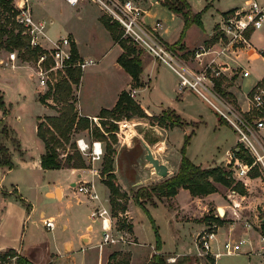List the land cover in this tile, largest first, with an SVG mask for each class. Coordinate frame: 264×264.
Returning <instances> with one entry per match:
<instances>
[{
    "label": "crops",
    "instance_id": "0c3cea01",
    "mask_svg": "<svg viewBox=\"0 0 264 264\" xmlns=\"http://www.w3.org/2000/svg\"><path fill=\"white\" fill-rule=\"evenodd\" d=\"M134 1L144 9V19L146 23L151 25H154L158 21L162 23V27L159 29V32L166 43H168L169 45H173L177 41H181L183 43V48H181L179 45L175 47L176 52L182 59H184L187 63H189L197 70H201L206 65L213 62L212 66L216 69H219L221 71V74L226 77L224 83H227L228 87H226L225 84H223V86L229 92H231V94L233 95V99L241 105L242 109L247 110L249 108V96L253 87L257 83L264 80V55L262 54L264 50V23L263 26L258 29H255L251 25L248 28V34H246L247 38L249 39V44L237 48L230 46L228 42L229 38L225 35L223 27L233 16L234 11H236L237 9L248 7V2L250 0H188L195 12L203 11L202 26L193 24L187 29L184 37L182 36L185 24L184 19L180 15L165 7L160 0ZM258 1L264 7V0ZM79 4L78 5L80 6V9L82 8L81 11H83L85 16H83V18L77 19V21L75 20L74 22H71L67 20L68 18L65 17L64 14H61L63 11L59 0H32L35 17L37 19L45 20L48 22V35L50 38L57 39L63 35L69 34L76 44L80 59H94V63H91L82 69V77L79 89L74 87L75 93L78 95L76 107L80 115L88 116L90 118H100L103 109L114 108L120 94L124 90L129 91L130 94L135 91L133 98L141 104V106L149 115H159L164 110L173 108H171L164 102L154 103V108H152V104H150L149 100L146 99V97L141 96V93H143L145 90L157 88L160 93H169L170 96L175 93L176 100H183V98H185L184 94L186 95L187 92H195L189 89L180 91L178 87L179 79L175 71L144 50L142 52L144 66L142 80L144 85L136 87L134 85L131 74L127 72L118 61L124 49L120 45V43L114 39L109 29L102 21L100 11L97 15V18L99 22L103 24V27H101L104 28V30L106 28L111 34L110 46L106 49L105 47L100 46L99 43L92 42V40L95 38V33L97 30L87 19L88 12H84L86 10V7L91 5L89 0H81ZM54 24H56V28L53 27ZM86 37L90 38V41H87ZM255 42L258 45H256ZM201 47H205L206 52L200 59L196 56V53L197 51L201 50ZM110 65L111 67H113V73H115L113 76L110 75L111 71L109 72ZM92 67L93 69H91V71H88V69ZM18 68L21 67L19 66ZM168 69L174 72V79L168 77ZM98 70L106 74L107 87L104 88V92L97 91L96 93L84 95L81 90L80 94V88L83 87L84 81L87 79V77H92L93 75H95ZM245 70L249 71V75H244ZM246 86L249 87L247 91L244 90V87ZM1 95L3 96L4 101L7 105V101L5 99L7 94L2 93ZM139 96L141 98H139ZM49 103L50 105H44L50 110V114H43L39 117H44L46 115H57L59 113L57 109L52 106L54 105L52 99H49ZM176 108L178 109L177 105ZM177 109L174 110L176 111ZM222 121H224V119H222ZM38 122L39 119L36 123V132L38 130ZM140 123L142 122H135L134 124ZM150 126L152 128V141H147L145 137H141L140 141L143 138L149 144L152 143L151 145L154 154L161 159L163 166H166L169 169L168 176H170L177 172L180 165L178 162V164L174 166L170 158L172 150H168V148L172 146L171 148L174 149L176 146L170 141V132L178 128L184 129L186 131L188 128L179 126L165 128L158 124ZM124 127L125 124H123V128ZM132 131L137 132V127H133ZM134 132L133 135H131V138H129L127 141L122 140V146H126L121 147L122 149H124V152L134 149L135 143L133 142H135L134 138L136 135V133ZM11 133V136L13 138L10 136L11 138H8L9 141L8 139H5L4 142L10 148L14 166H0V187L3 190H7L8 192L11 190L18 192V195H21V197L25 199L30 207H28L25 203H22L21 200L19 198H16L14 195H0V251H5L8 248H14L20 254L26 255L27 257L32 259L36 264H49L51 262L53 264H102V255L104 253V248L113 245H125V247L127 248V252L131 253V264H142L146 262L153 254L158 253L155 247L156 245H153L152 242H150L151 249H145V247H142L143 245L149 244L148 241H145V238L143 239L142 232L139 229L138 222H142L144 220L142 217L138 218L136 211H133L131 207L133 203V194L131 189L134 187V185H147L145 180L151 176V170L147 168L148 162L145 159L146 152L144 153V159L139 157L138 161H127L125 158V164H122V162H120L121 148L116 146L117 154L115 156V173L117 175V182L118 184H120L122 190L128 192V194L130 195L129 206L126 212L127 217L129 218V225H131V229L127 228L124 230H120L125 236L124 241L118 242L116 244L105 245V247H103V249H101L100 251L98 248V244L101 241L102 226L99 229H95L92 223H76L77 225L73 224L72 226L73 218H70V215H65L61 210V212L57 214L47 215L45 209H40L37 207L36 203L33 200L34 198L32 196V191L38 189H41V191H43V186L46 183L44 182L43 177H34L33 175L35 170H38L40 174L47 170L44 169L41 165V156L46 152L45 143L38 136L44 144V151L38 152L36 156L29 157V155H27L25 152V147L21 146V144L18 143V140L15 138L14 132H12V129ZM87 134L90 137L89 131H87ZM154 138L157 140L153 141ZM12 139H15V142ZM237 143L238 138L235 145ZM235 145L233 146V148L235 147ZM163 149L165 150L166 157L165 155H163V152H160ZM228 152L229 150H227V153ZM227 153L226 155L221 156L222 159H220L219 162L213 161L203 165L215 166L225 161L228 162L229 156ZM66 169L70 172L68 183L58 180L57 182H53L52 184L48 183L47 187L44 188V195L49 200L54 201V204L57 206L58 204L63 205L64 203H67L66 200L68 198H70L68 199V202L72 201L71 198L74 194L73 191H77L75 186L78 183L93 182L95 184L96 190L100 194V200H92L94 207L90 209L88 218L91 219L90 213L97 205L103 204L109 207L108 205L110 203V189L105 183L101 181V170L96 167V161L93 162V168L91 166L88 168ZM93 169H97L99 173L95 174ZM258 177L248 176V181H253L255 179H258ZM141 181L142 183L140 184L139 182ZM77 192L76 195L78 198V202L82 204L84 200V198L82 197H85L86 195L84 196V194L79 192L77 194ZM183 192L187 193L190 196L189 198L193 196L186 188H180L176 196L180 197ZM236 194H238L242 199L246 197L245 194H241L237 191ZM80 195H82V197ZM239 196L236 197L238 200L240 199ZM193 197L199 199L205 198L204 196ZM144 205L147 209L146 212L148 213V215H151L154 220L155 218L152 213V209L155 207L163 206L162 204L148 205L146 203H144ZM59 217L61 218L60 220L58 219ZM30 218H34L36 221H41L42 224H44V219H53L55 221V227L53 229H56L58 225H60L64 229L71 228V234L78 233L79 241H76L74 236H69L65 240L63 248H61L57 244L52 250L51 245H48L45 246V250H47V252H41V247L35 246L38 244L34 242L33 236L30 238V240L26 238V222ZM170 223L175 224L179 222L174 220L173 217L170 216ZM233 223L226 222V224L224 225V227L227 228L228 237L231 234L232 238L233 236H237V238L246 239L249 246L248 253L256 255L258 259V261L256 262H253L251 259L249 264H259V255H263V253H261L258 248L263 244V239L260 240L258 234L256 233L257 231L252 229L251 224L250 226L246 225L240 229H235L234 231L235 226ZM247 224L249 223L247 222ZM199 226L200 227L197 228L193 227L197 233L209 227L205 223H200ZM90 227L92 228L91 230ZM260 235L261 234L259 233V236ZM77 242H79L81 249H85L86 251L88 249L94 250L95 255L93 256L92 260H90L89 262H87V260L85 261L83 258L79 260L78 255L75 254V251H77ZM219 249H221L220 242L217 241V244H214V252L218 251ZM67 250H69V252H67ZM160 251L166 252V250H164V246H162ZM174 252H176L177 255L180 254V251L176 250ZM221 256L216 257V264L218 258H220Z\"/></svg>",
    "mask_w": 264,
    "mask_h": 264
},
{
    "label": "rangeland",
    "instance_id": "374dc122",
    "mask_svg": "<svg viewBox=\"0 0 264 264\" xmlns=\"http://www.w3.org/2000/svg\"><path fill=\"white\" fill-rule=\"evenodd\" d=\"M59 1L63 11L61 14H64L65 17L68 18L67 19L68 21L74 22L75 20L77 21V19L83 18V16H85L83 11H81L82 8L80 9L79 6L80 4L71 5L65 0H62L65 2H62L61 0ZM89 2L91 5L87 6L84 12H88L87 19L93 24V26L97 30L95 33V38L92 40V42L99 43V45L105 47V49L109 48L111 34L108 32L106 28L105 30L104 28H102L103 24L99 22L97 15L99 14L100 11L101 17L102 16L111 17V16L108 15L103 9L100 8V6L93 3L91 0H89ZM55 26L56 24H54L53 27ZM123 37L125 39H128L124 35ZM86 39L87 41H90V38L86 37ZM128 43H133V42L128 39ZM255 44L258 45L256 42ZM18 52H19L18 62L21 68L17 67L16 69H12L6 64L0 65V95L2 93L7 94L5 97L7 101V105L4 106V109L0 108V132H1L0 141L4 146L8 148L11 156L10 148L7 146V144L4 141L5 139H8L11 136L12 134L11 129H12V132H14L15 138L18 140V143L21 144V146L25 147L26 154L29 155V157H31V156H36L38 152L44 151V144L42 143L36 132V123L40 115L50 114V110L44 104H42V102L39 99L41 94H44L49 91V87L40 85L38 79L33 74V70L31 68L35 65V62L31 60L29 61L24 60L25 59L24 51L18 50ZM91 69H93V67L89 68L88 71H91ZM110 71H111L110 75L113 76L115 73H113L114 70L113 67H111V65L109 72ZM167 75L169 78L171 77L172 79H174V72L172 70L168 69ZM93 76L87 77V79L84 81L83 87L80 88V94H81V90L82 93H84V95L90 93H96L97 91L104 92V88L107 87L106 74L98 70V72ZM53 79L55 82L56 79L55 78ZM225 86L228 87V84L226 83ZM73 87L79 89V85L76 86L74 84ZM244 88H245L244 90L247 91L249 87L246 86ZM141 96H144L146 97V99L149 100L150 104H152V108H154L153 107L154 103H161V102H164L173 109H177L176 108L177 105L178 106V109L176 110L177 113L180 114L182 118H184L189 123H191L186 126L188 128L186 131L184 129L178 128L170 132V141L171 143H174L176 145L174 149L171 148L172 146L168 148V150L169 149L172 150L170 158L174 166L178 164V162L180 164L182 158L181 150L185 144L186 135L188 134L192 133L191 138L186 147V156L189 157L194 163L202 165L203 167H208L203 165V164H207L208 162L209 163L213 161L219 162L220 159H222L221 156L226 155L227 150L231 151L233 149V146L235 145L237 138L239 137V133L234 129V127L229 122L226 123L225 118L221 116V114L210 104V102H208L197 92H192V91L187 92L186 95L184 94L185 98H183V100H176L175 93L172 96H170L169 93L167 94L160 93L157 90V88L156 89L153 88V89L145 90L143 93H141ZM139 98L141 97L139 96ZM226 98L230 100L237 108L239 109L241 108V105L238 104L233 99V97H230L228 95L226 96ZM222 118L224 119L225 122L222 121ZM92 119L95 123H98V125L101 127L100 118H97V120H95L94 118ZM135 122H142V123L134 124ZM119 123H120L119 124L120 130L117 134L118 142L114 144L115 147L116 146L119 148L126 147V146H122L123 141H127L129 138H131V135H133L134 132L132 131L133 127H137L138 130L137 132H134L136 133L134 138L135 142H133L135 143L134 149L131 151L124 152V149L121 148L120 162H122V164H125L124 163L125 158L127 161L130 160L138 161L139 157L144 159V153L146 151L140 141V138L145 137L147 141L149 140V142H151L153 136H152V128L150 126L152 124L150 120L147 118L134 117L131 119H123ZM123 124H127L128 128L127 127L123 128ZM9 125L11 126V129ZM87 131L89 130H85L75 134L74 136L75 140L84 138L87 143L92 144L94 139L91 137V134L89 137ZM260 137L264 141V131L261 133ZM12 140H14L15 142V139ZM110 142L112 143L111 140ZM151 144L152 143H150V145ZM106 145L107 142L103 141L104 155L100 160H96V167H98L100 170L102 169L104 156L107 151ZM62 152L65 153V150H62ZM160 152L161 153L163 152V155H165L166 157L164 149ZM84 155L90 167L92 166L93 168V161H91V159L89 158L90 156L86 154ZM11 160H12V156H11ZM227 164L228 162L225 161L215 166H225L229 169V166L231 164L228 165ZM257 171H259L257 168L252 169L250 171L249 176H252V173ZM259 173L260 176L259 177L256 176L258 177V179H255L253 181H248V177L239 180L235 178V181L242 183L243 187L246 189V194H245L246 197L243 199L238 194L232 193V191L234 190L233 187H227L222 183L216 182L215 185L217 186L218 190L216 192H212L210 194L204 195L205 198L202 199L194 198L193 196L189 198L190 196L187 193L183 192L180 195V197L176 195H175L176 197L164 196L162 198L158 196H153L151 199L145 200L144 203L148 205H155V204L163 205L152 209V213L154 215L156 224L161 234L162 246H164V250H166V252L164 251L161 252L159 249H157V246H155L157 252L161 255L168 256L167 260L169 264H207L208 263L207 256H214L215 259L217 258L214 254L206 255V256L198 255L195 243H196V238L200 232L197 233L194 230V228L200 227L199 226L200 223H205L209 227L210 225L212 226L216 225V229L220 231L218 234V238L214 242V244L216 245L217 241H219L220 247L222 249L226 239L232 238L231 234L229 235V237L227 235V228L224 227L226 222H231V223L234 222L233 223L235 226L234 231L235 229H240L243 226H246L248 222L249 224L252 225V229L257 231L256 233L258 234L260 240L263 239L262 240L263 244L259 246L258 250L261 251V253H263V255H259L260 257L259 264H264V225H263L264 175L260 171ZM33 176L43 177V180L46 183L43 186V191H41V189L33 190L32 196L34 198L33 200L36 203L37 207L40 209H45L47 215L57 214L62 211V213H64L65 215H70V218H73L72 226L73 224L75 225L76 223L77 224L92 223L95 229H99L101 227V222L93 221L92 219L88 218L90 209L94 207V204L93 201L90 200L87 196L84 195L85 197H82V195H80L82 198H84L83 203L80 204L78 202V198L76 195L77 191H73L74 194L72 195L71 198L72 201L68 202V199H70L68 198L66 200L67 203H64L63 205L58 204L57 206L54 204V201L49 200L44 195V191H45L44 188L47 187L48 183L52 184L53 182H57L58 180L68 183L70 176L69 170H67L66 168L47 169L45 172H42L41 174L40 172H38V170H35ZM105 178H106L105 176H101V181L103 183H104L103 180ZM166 178H163L161 180H164ZM139 187L140 186L138 185H134V187L131 189L133 195L139 189ZM1 190L2 191H0V195L1 194L3 196L14 195L16 198L21 197V195H18V192L14 190H11L9 192L7 190H3V189ZM238 196L240 198L239 200L236 198ZM132 199H133V203L131 207L133 211H136L138 218L142 217L144 220L142 222L141 221L138 222L139 229L142 232V237L143 239L145 238V241L146 242L148 241L149 243L143 245L142 247H145V249H151L150 242H152L153 245H156V236L150 216L144 210L143 207L136 204L134 198ZM236 202L237 203L240 202L242 206L236 208L235 207ZM25 204L28 206L27 202H25ZM108 206L112 212L115 228L119 230L127 229L120 227V225L123 222L129 224V218L127 217V212L119 211L116 214V210L113 209L111 201ZM219 207H224L225 210H227L225 216H222V214L219 211ZM208 215L209 217L210 215H215V216L220 215V217L225 219V222L224 224H221V222L210 220L207 218ZM170 216H172L173 219L178 221L179 223H175V224L170 223ZM58 219L60 220L61 218L59 217ZM44 225L45 224H42L41 221L38 220L36 221L34 218H30L26 222V227H27L26 238L30 240V238L33 236L34 242L38 244L35 246L41 247V252L44 253L47 252V250H45V246L48 245H51L52 250L55 248L57 244L61 248H63L64 242L69 236H74L76 241H79L78 233L71 234L72 233L71 228L64 229L60 225H58L56 229L50 230L46 228V226ZM91 227L90 230L92 229ZM259 233L261 234L260 236ZM233 238L235 241L240 240V238H237V236H233ZM98 248L101 251L100 246H98ZM9 249H14V248H8L5 251H0V255H6V252H8ZM76 249L77 251H75V254L78 255L79 260L83 258L85 261L87 260V262H89L90 260L93 259V256L95 255L94 250L88 249L86 251L85 249H81L79 242H77L76 244ZM126 249L127 248L125 247V245H113L104 248L103 250L104 253L102 255V264H108V262L111 260V256L115 253L118 252L126 253L127 252ZM176 250L180 251L179 255H177V253L174 252ZM248 251H249V246L246 243L242 245V249L240 253L232 254V255H222L220 258H218L217 264H249L251 259L253 262L258 261L257 256L253 254H249ZM15 252L18 253L19 255H23L20 254L16 249ZM67 252H69V250H67ZM14 254L7 255L5 259L0 258V264H16L17 256ZM27 258L33 264H36L32 259H30L29 257ZM51 264L53 263L51 262Z\"/></svg>",
    "mask_w": 264,
    "mask_h": 264
},
{
    "label": "trees",
    "instance_id": "16d2710c",
    "mask_svg": "<svg viewBox=\"0 0 264 264\" xmlns=\"http://www.w3.org/2000/svg\"><path fill=\"white\" fill-rule=\"evenodd\" d=\"M12 1L13 0H0V5H2L5 9H10ZM160 1L165 7L180 15L184 19L185 24L182 32L183 37L187 29L193 24L202 26L203 11L195 12L188 0ZM101 18L113 35L114 39L119 42L124 49L118 59L119 63L127 72L131 74L136 87L143 86V49L134 43H128L129 38L125 39L123 37V29L120 27L121 25L118 21L113 20L108 16H102ZM16 28L17 27H13L12 29L0 28V47L24 51V60H31L34 62L37 61L39 56L44 52V49L41 47H30L28 35L23 33V29L21 27L18 31H16ZM246 34H248V29ZM178 45L181 48L184 47L181 41H177L175 44L170 46L175 49ZM72 51V59L73 62H75L80 59V56L74 42ZM262 54L264 55V50ZM52 77L55 78L56 81L54 84L49 85V91L41 94L39 99L43 104L47 105H50L49 99H52L54 102V105L52 106L56 108L59 113L57 115H46L38 118L39 122L37 133L44 141L46 147V152L41 156L42 167L44 169L90 167L86 161L84 153L78 146L77 139L75 140L74 137L77 133L89 130L91 137L94 140L98 139L100 141L107 142V151L104 156L100 174L101 176L106 177L103 181L110 189V201L113 209L116 210V214L119 211L126 212L129 206L130 195L128 192L122 190L120 184L117 182V175L115 173V156L117 154V148L114 144L118 142L117 134L120 130L119 122L123 119L141 117L149 119L152 125L158 124L165 128L174 126L184 128L191 123L182 118V116L174 109H166L159 115H149L141 104L131 96L130 92L124 90L120 94L114 108L102 110L100 116L101 128L93 121L92 118L80 115L76 107L78 95L74 92L73 86L74 84L76 86L80 85L82 68L78 66H70L65 69V72H53ZM225 79L226 77L222 74L214 77L216 87L225 96L229 95L230 97H233L231 92L223 86ZM261 83H264V80L261 81ZM5 105L6 103L4 98L0 95V108L4 109ZM226 123H228L227 120ZM191 135L192 133L186 135L185 144L181 150L182 158L177 172L164 180L152 182L147 185H141L134 193L132 198H134L136 204L143 207L145 211H147L144 205L145 200H149L153 196L161 198L164 196H175L179 192L180 188L188 189L193 196H204L218 190L215 185L217 182L222 183L227 187H233L234 190L241 194H246V189L243 187L242 183L235 181V178L232 177V172L227 167H203L202 165L194 163L186 156V147ZM156 140L157 139L155 138L153 139V141ZM62 150H65V153H63ZM234 150L239 157L248 163H252L254 161V158L248 150L245 149L242 143H237ZM1 165L13 167L14 163L11 160L8 148L0 141V166ZM252 176H260L259 171L253 172ZM0 191H2L1 188ZM19 199H21L24 203L26 202L23 197H20ZM28 207H30V205H28ZM149 216L155 230L157 249L161 250L162 239L159 228L153 217L151 215ZM207 218L213 221L221 222V224H224L225 222V219L220 217V215H210V217L208 215ZM120 227L131 229V225L126 224L125 222H123ZM8 252H6V255H0V258L5 259L7 255L15 253L14 255L17 256L16 264H33L26 256L16 253L15 249H9ZM207 257V264H216L214 256ZM167 258L168 256L166 255L155 253L143 264H169ZM108 264H131V253H115L111 256V260Z\"/></svg>",
    "mask_w": 264,
    "mask_h": 264
},
{
    "label": "built area",
    "instance_id": "2783aa9c",
    "mask_svg": "<svg viewBox=\"0 0 264 264\" xmlns=\"http://www.w3.org/2000/svg\"><path fill=\"white\" fill-rule=\"evenodd\" d=\"M71 5H78L81 0H65ZM100 6L112 19L118 21L123 29V35L129 38L135 45L150 53L160 62L165 63L175 71L178 76V87L180 91L193 90L205 98L239 133L238 143H242L245 149L252 155L254 161L248 163L239 157L234 148L228 152V164L232 177L245 179L250 171L257 168L264 175V141L260 137L264 131V83H257L249 96V108L244 110L237 108L226 96L221 93L215 84L214 77L221 74L219 69L212 66L213 62L203 69L197 70L187 63L180 55L162 38L159 29L162 27L160 21L154 25L146 23L145 11L134 0H91ZM264 23V7L258 0H250L248 7L237 9L233 16L223 27V31L229 38L231 47L237 48L249 44L246 36L247 29L252 25L255 29L261 28ZM12 29L21 27L23 33L29 37V46L41 47L44 52L35 61L32 67L33 74L40 85L49 87L54 79L52 73L64 71L70 66H78L82 69L94 63V59L77 60L73 62V42L71 36L63 35L52 39L48 35V22L35 17L32 0H13L11 8L5 9L0 5V28ZM206 48L201 47L196 56L201 59ZM19 52L17 49L0 47V65L6 64L12 69L19 67ZM244 75H249L245 70ZM135 91L131 93L133 96ZM97 120V118H94ZM80 150L89 155L94 162L100 160L104 155L103 142L94 140L92 144L84 138L77 140ZM227 164V165H228ZM98 174L97 169H93ZM79 193L86 195L90 200H100V194L93 182H81L76 185ZM232 193L236 194V190ZM241 203H235L240 207ZM93 221H100L102 226L100 249L105 245L116 244L124 241L122 231L114 226L111 209L103 204L97 205L90 213ZM47 228L53 229L55 221L44 219ZM250 226V224H247ZM218 230L216 225H210L208 229L201 231L196 238V250L198 255L206 256L214 254L219 257L223 254L232 255L240 253L242 245L247 243L246 239L235 241L228 238L223 248L214 252V242L217 240ZM200 242V245H199Z\"/></svg>",
    "mask_w": 264,
    "mask_h": 264
},
{
    "label": "water",
    "instance_id": "95a60500",
    "mask_svg": "<svg viewBox=\"0 0 264 264\" xmlns=\"http://www.w3.org/2000/svg\"><path fill=\"white\" fill-rule=\"evenodd\" d=\"M142 143L146 149L145 159L147 160V168L151 170V176L148 177L145 182L150 184L152 182L159 181L166 178L169 175V169L163 166L161 159L154 154L152 146L142 138ZM140 184L142 183L139 182ZM219 211L222 216H225L226 210L223 207H219Z\"/></svg>",
    "mask_w": 264,
    "mask_h": 264
},
{
    "label": "bare ground",
    "instance_id": "6f19581e",
    "mask_svg": "<svg viewBox=\"0 0 264 264\" xmlns=\"http://www.w3.org/2000/svg\"><path fill=\"white\" fill-rule=\"evenodd\" d=\"M125 127H127V128H128L127 124H125ZM223 208H224V207H223Z\"/></svg>",
    "mask_w": 264,
    "mask_h": 264
}]
</instances>
